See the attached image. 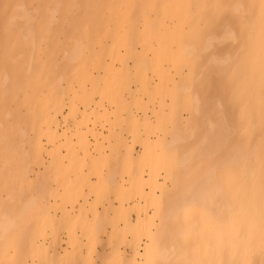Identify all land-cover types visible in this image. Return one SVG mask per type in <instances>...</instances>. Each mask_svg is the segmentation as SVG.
Returning a JSON list of instances; mask_svg holds the SVG:
<instances>
[{
    "label": "bare ground",
    "instance_id": "bare-ground-1",
    "mask_svg": "<svg viewBox=\"0 0 264 264\" xmlns=\"http://www.w3.org/2000/svg\"><path fill=\"white\" fill-rule=\"evenodd\" d=\"M124 89L132 100L142 92L144 117L172 127L148 178L133 179L146 204L137 217L151 204L159 222L131 252L145 264H264V0H0V190L26 187L28 148L39 161L34 136L62 104L75 117L84 104L95 140L117 121L136 123L118 105ZM164 133L134 138L147 155L150 136ZM2 195L5 219L13 199Z\"/></svg>",
    "mask_w": 264,
    "mask_h": 264
},
{
    "label": "rangeland",
    "instance_id": "rangeland-1",
    "mask_svg": "<svg viewBox=\"0 0 264 264\" xmlns=\"http://www.w3.org/2000/svg\"><path fill=\"white\" fill-rule=\"evenodd\" d=\"M113 64L118 66L117 62ZM132 91H121L123 98L118 105H129L136 123L117 121L112 137L104 136L105 128L99 141L94 139L88 132L93 122L86 119L87 115L80 118L84 104L79 99L75 102L76 117L68 115L67 105L62 104V113L55 114L53 121L34 136V143L40 146V160L35 161V149L29 147L26 187L19 189V195L8 196V191L0 190L5 200L13 199L3 209L8 210L9 218H0V264H145L144 254L131 252V242L138 238L144 242L146 237L141 233L147 227L154 232L153 224L159 222V215L149 204L147 209H141V213L148 212L147 217H137L136 208L144 201L138 198L133 179L148 178L147 165L162 154L172 127L164 115L156 118L148 110L144 117L142 109L152 106H147L142 92L132 100ZM94 98L98 101L96 94ZM201 98L191 97L183 103L178 112L182 118L187 109L202 105L196 102ZM179 127L186 131L188 124L183 120ZM161 128L166 133L151 134L147 143L149 154L143 155L134 136ZM83 134L85 139L80 137ZM192 144V140H187L181 144V150ZM159 172L157 178L162 182L163 168ZM165 181L166 187H172L169 178ZM145 188L149 190L147 185Z\"/></svg>",
    "mask_w": 264,
    "mask_h": 264
}]
</instances>
